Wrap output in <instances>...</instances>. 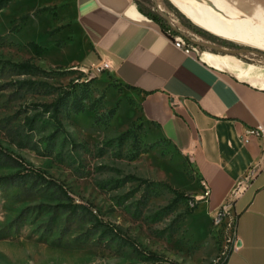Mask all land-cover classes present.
<instances>
[{
    "label": "rangeland",
    "instance_id": "1",
    "mask_svg": "<svg viewBox=\"0 0 264 264\" xmlns=\"http://www.w3.org/2000/svg\"><path fill=\"white\" fill-rule=\"evenodd\" d=\"M29 41L45 52L35 55ZM90 50L63 0H13L0 10V59L55 71L31 77L0 68V264H223L225 235L215 236L199 198L200 175L144 117L133 88L88 61ZM238 58L264 65L254 54ZM24 78L48 87L13 84ZM63 93L65 144L48 113L35 130L26 123ZM74 97L84 111H74ZM50 137H58L52 152ZM68 202L83 207L62 211Z\"/></svg>",
    "mask_w": 264,
    "mask_h": 264
},
{
    "label": "crops",
    "instance_id": "2",
    "mask_svg": "<svg viewBox=\"0 0 264 264\" xmlns=\"http://www.w3.org/2000/svg\"><path fill=\"white\" fill-rule=\"evenodd\" d=\"M171 1L199 27L240 48L264 52V0ZM63 2L72 8L81 38L91 49L88 61L95 66L107 62V70L133 88L144 117L188 156L209 186L205 209L214 216L229 205L238 243L223 264H264V163L248 176L251 166L261 163L264 139L246 142L244 136L247 128L264 125V65L238 58L256 54L195 43L229 48L166 10L175 25L168 21L174 29L170 37L141 12L139 2L151 7L146 0ZM154 5L165 10L162 3ZM174 36L189 40L193 51L178 48Z\"/></svg>",
    "mask_w": 264,
    "mask_h": 264
},
{
    "label": "trees",
    "instance_id": "3",
    "mask_svg": "<svg viewBox=\"0 0 264 264\" xmlns=\"http://www.w3.org/2000/svg\"><path fill=\"white\" fill-rule=\"evenodd\" d=\"M13 0H0V10L7 7ZM151 3V7H148L146 5H142V3L139 2V7L141 9V12H143L145 15L150 17L151 19L157 21L160 23V25L163 27V29L166 31V33L170 36L173 37L174 35V29L168 24V20L158 11L157 7L152 3L153 0H148ZM165 4L170 7L176 15L183 21V23L189 27L191 30L194 32L207 37L208 39H211L213 41H220L227 44H232L235 47H238L237 44L228 41L226 39H222L213 33L199 27L198 25L194 24L190 19H188L170 0H164ZM28 15H25L22 17V19L27 18ZM26 46L37 56H41L46 48L43 47L41 44H39L36 41H29L26 43ZM0 68H7L8 70L12 71L14 75L16 76H31V77H49L51 74H53L55 71L47 70L34 62L30 60H25V61H13L10 59H0ZM18 88L23 89H29V90H38V89H46L48 87V84L46 81H41L37 79H32V78H24V79H17L14 81V83ZM77 97H74L71 105L76 113L84 111V103L79 102L76 106V99ZM69 103V99L65 97V94H60L58 97L52 101L51 103H43L41 104L42 111H38V113H35L33 116L27 117L26 123L30 127L31 130H35L38 128L39 124H43L44 122V116L48 113L50 115V121H52L50 124H52L55 128L58 134L59 133V138H61V144H65V142L68 140L66 136H64V125L62 123V120L60 119V113L62 109L67 106ZM46 124V122L44 123ZM58 137H50L48 142L46 143V149L47 151L52 152L54 150V138ZM23 138L28 139L29 136L28 134L24 136ZM74 145V143H71ZM136 180H139L142 183L145 184H156L153 182L148 181L147 179L143 178H138L134 177ZM64 194H66L64 192ZM177 196H184L183 193L177 192ZM67 198H70L68 194H66ZM62 206V211H72V212H77L78 209L81 206L78 203H73V202H68V203H63L61 204ZM99 222H102L100 219L98 220Z\"/></svg>",
    "mask_w": 264,
    "mask_h": 264
},
{
    "label": "built area",
    "instance_id": "4",
    "mask_svg": "<svg viewBox=\"0 0 264 264\" xmlns=\"http://www.w3.org/2000/svg\"><path fill=\"white\" fill-rule=\"evenodd\" d=\"M174 37H175L174 38L175 45L178 48L183 49L186 53H191L193 51L192 44L189 40H187L182 36H174ZM98 68L108 69L109 64L107 62H104ZM244 136L246 142H249V140L252 137H258L264 139V125L259 124L255 127L247 128ZM261 159H262L261 163L254 164L251 166L248 173L249 177L256 175L261 169V165L262 163H264V152L262 154ZM203 184H204L203 195L199 196V198L201 197L204 200H208L211 194V190L204 181ZM239 189L240 188H238V190ZM229 214H230L229 205L225 204L222 205L213 216V224L217 229V231H220V233L217 234V236H220L221 234L225 235L226 242L224 245V249L222 250V255H224L225 258L229 255L231 249L237 248V243H238L236 226L235 224H232L231 220L229 219Z\"/></svg>",
    "mask_w": 264,
    "mask_h": 264
},
{
    "label": "water",
    "instance_id": "5",
    "mask_svg": "<svg viewBox=\"0 0 264 264\" xmlns=\"http://www.w3.org/2000/svg\"><path fill=\"white\" fill-rule=\"evenodd\" d=\"M153 1L157 4V0H153ZM157 9L168 21H170L171 25L173 27H175V25L171 22L170 15L168 13H166L165 11L161 10L160 7H158ZM188 38H190V37H188ZM192 41L195 42V43L203 44V45H205L207 47H210L211 49L222 51V52H226V53H233V54H236V53H255L256 55H260V56L264 57V52L263 51H259V50L252 49V48H249V47L227 48V47H223V46H220V45H217L215 43L208 42V41L207 42H205V41H197V40H192Z\"/></svg>",
    "mask_w": 264,
    "mask_h": 264
},
{
    "label": "flooded vegetation",
    "instance_id": "6",
    "mask_svg": "<svg viewBox=\"0 0 264 264\" xmlns=\"http://www.w3.org/2000/svg\"><path fill=\"white\" fill-rule=\"evenodd\" d=\"M218 42H220V41H218ZM220 43L225 44V43H223V42H220ZM227 46H228L229 48H240V46L235 47V46H233L232 44H227Z\"/></svg>",
    "mask_w": 264,
    "mask_h": 264
}]
</instances>
